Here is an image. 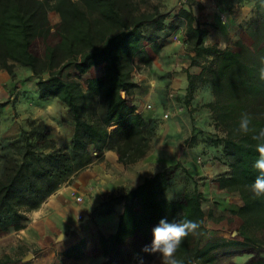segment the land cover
Here are the masks:
<instances>
[{"label":"trees","instance_id":"16d2710c","mask_svg":"<svg viewBox=\"0 0 264 264\" xmlns=\"http://www.w3.org/2000/svg\"><path fill=\"white\" fill-rule=\"evenodd\" d=\"M222 9L231 10L247 0H214ZM254 2V15L243 22L252 42L245 46V59H238L229 47L205 44L206 28L192 29V17L184 9L172 14L159 0H0V69L11 76L14 65L29 68L36 78L40 99L55 97L64 103L74 120L69 147H52L43 151L28 137L15 155H3L0 172V232L20 228L27 212L93 159L90 149L104 148L117 153L123 164L143 158L151 147L155 128L150 119L137 111L127 95L138 83L125 77L136 63L149 65L152 57L146 44L158 51L163 40L177 27V18L186 19L185 43L190 64L201 67L198 73L187 71L184 93L186 105L200 86H207L212 99L204 103L216 133L204 135L206 129L193 125L186 141L204 139L206 146L219 150L217 155L227 168L216 177L220 188L236 191L242 203L231 213L242 222L241 237L211 238L205 242L189 234L175 253L177 264H213L219 248L248 251L244 262L232 264H264V197L254 198L251 184L258 170V159L252 136L264 128V0ZM45 6L59 15L57 25L41 26L38 10ZM41 12V11H40ZM174 15V16H173ZM44 17V16H43ZM42 41V49L33 45ZM103 65V74L85 78L83 86L64 71L71 67L81 78L93 66ZM195 109H190V113ZM252 116L254 132L237 131L242 113ZM204 135V136H203ZM163 168L145 176L140 183L118 193H110L96 206V213L111 212L122 204L116 231L99 236L103 255L108 256L127 239L141 235L146 241L160 219H190L204 228L205 196L197 182L180 197L165 196L170 187L171 168ZM188 176L189 171L182 166ZM83 244V241H81ZM78 251V252H75ZM82 254L80 247L66 252ZM0 264L4 260L0 259Z\"/></svg>","mask_w":264,"mask_h":264},{"label":"rangeland","instance_id":"374dc122","mask_svg":"<svg viewBox=\"0 0 264 264\" xmlns=\"http://www.w3.org/2000/svg\"><path fill=\"white\" fill-rule=\"evenodd\" d=\"M164 10L168 11L170 15L176 12L180 7V4L184 0H159ZM45 11H39L38 18L45 16ZM224 15V13H222ZM221 22L226 21L220 19ZM245 34V33H244ZM233 40V39H232ZM174 41V40H173ZM235 41V40H234ZM176 48L169 46L167 49H159L155 52L153 60L149 65L142 63H136L134 68L138 72L139 95L137 104L139 101L143 102V105L150 104L151 107L147 108L151 116L147 118L151 120L152 125L155 128V135L159 129L158 140L161 142L156 146V153L159 154L161 150H165L166 144H171L172 149L170 151L162 152V159L158 162V156L154 155L148 159L143 158L138 162L131 164H125L123 169L114 170L115 174H127L129 180L126 184L118 186L111 193H118L121 190L132 187L133 184L141 180L148 174H153L157 169H163L172 167L177 161L185 166L182 161L179 160V154L183 150L189 151L192 160L196 161L202 167H207L206 171L202 170L198 173H192L189 168V175L182 171V166H176L171 168L170 173V187L165 193L168 198L180 197L185 189L192 187L194 182H197L198 188L205 196V200L202 201V206L205 211L204 228H199L197 234L198 238H201L202 242H205L211 238H241L238 234L239 226L242 222L241 218L231 213V209H236L242 203L238 192L227 191L219 192L217 190L218 182L216 177L224 172L227 165L223 160L218 158L219 150L216 148H210L204 143V139L201 136L196 141L185 139L189 136L174 139L168 143L166 138V127L169 119V115L172 110V106L177 108H189L199 107L201 109H207L204 106L208 100L206 99L205 92H199L198 88L193 94L194 102L196 106H192V99L189 104L186 105L184 100V93L178 94L177 89L171 86L169 80L170 76L174 72L180 70V65L177 64L176 59L180 60V54L177 55V51H180V43L174 41ZM42 41L38 39L33 47L35 50L40 51L42 49ZM183 46L186 47V44ZM179 49V50H178ZM176 56H173V55ZM180 63V61L178 62ZM14 72L11 76L6 70L0 69V172L2 168L3 155L13 156L19 151V146L24 142V138L28 139L36 145L37 148L43 151H49L52 147H69L70 139L73 131L74 120L71 113L68 111L66 105L59 99L51 97L48 99H40L36 92V78L31 76L29 68L15 64ZM102 68H95L91 73L96 74L101 71ZM86 73L81 78L76 77L74 69L69 67L64 71L66 78H73L79 81L83 86L85 83ZM172 95H171V94ZM128 98V97H127ZM129 99V98H128ZM131 101V99H129ZM136 106L137 104L134 103ZM138 107V106H137ZM168 112V116L164 117V113ZM208 116L210 112L208 110ZM211 121V120H210ZM210 127L206 129L204 135H213L216 133L211 122ZM203 135V136H204ZM26 137V138H27ZM173 137V135H172ZM154 138V137H153ZM153 140V139H152ZM91 154L95 157L98 153L97 150L91 148ZM198 156L200 159H198ZM157 158V159H155ZM108 197V195H107ZM106 197V198H107ZM102 198L101 201L106 199ZM228 200V201H226ZM99 202V203H100ZM228 202V203H226ZM152 232L148 240H144L139 234L127 239L120 244L114 252L105 256L104 260H101V264H136L137 255L143 256L145 264H163L159 254L148 255L141 252V249L151 243ZM261 254L264 255V244ZM251 255L248 251H233L231 248H219L216 251L213 264H232L235 262H244ZM103 259V258H102ZM98 262H90L89 264H100Z\"/></svg>","mask_w":264,"mask_h":264},{"label":"crops","instance_id":"0c3cea01","mask_svg":"<svg viewBox=\"0 0 264 264\" xmlns=\"http://www.w3.org/2000/svg\"><path fill=\"white\" fill-rule=\"evenodd\" d=\"M179 8L190 13L193 31H196L198 27L206 28V34L203 37L205 44H216L220 48L229 47L238 59L242 61L245 59V47L236 42L240 41L245 46H249L252 42L243 25L245 20L254 15L255 7L252 0L235 5L231 10L222 9L214 0H184ZM179 8L173 13L174 15L178 13ZM38 11L46 12L40 21L41 26H50L53 29L57 25L59 21L57 12L45 6H41ZM222 13L226 16L225 22L219 20ZM177 19L178 27L173 32L185 37L187 21L182 16ZM174 44L170 34L163 40L160 49L165 50L169 46L177 49V45ZM146 48L153 60L155 52L148 44H146ZM177 52V55L180 54V60L176 59L177 64L180 65V70L174 72L169 80L171 86H174L180 95L186 91L187 71L198 73L201 67L190 64L189 54L185 46L180 45V51ZM179 61L180 63H178ZM98 67H101L102 70L92 74L91 72ZM102 74L103 65H98L86 71L85 76L86 78L97 77ZM138 74L133 67L125 73V77L139 84L138 79L140 77ZM202 89L206 94V99L210 101L212 99L210 89L202 85L198 91L201 92ZM138 95L139 87L136 86L127 97L131 99L132 103L137 104ZM194 100L192 98V102ZM139 103V105L137 104V111L146 118L151 116L145 107L146 104L143 105L141 101ZM192 106H196V103H192ZM172 109L174 111L169 109L171 111L170 117L165 123V132H167L165 140L168 143L172 138L176 137L177 140H180L187 134L190 135L193 125L201 129L210 127L207 109L196 107L191 113L188 111V107L183 109L174 105ZM159 132L158 129L156 136L151 141L150 150L143 158L148 159L154 155L155 157L158 156V159L155 158L158 162L163 163L159 158L162 159L164 154L162 152L170 151L172 145L166 144L165 150H161L162 152L157 154L156 146L161 142L160 140L157 141ZM192 157H190L189 151L185 150H183L181 157L179 154V160L192 173L206 171L207 167H202L192 160ZM124 166L125 164L118 161L117 153L114 150L104 148L98 157H93L92 161L73 175L69 182L60 185L45 197L37 207L29 210L22 227L10 228L0 232V259L4 260V264H89L91 261L102 262L101 260H104L105 256L101 251L99 236L108 237L116 231L122 204H116L111 212L104 214L96 213L95 209L102 198H106L112 190L128 182L129 176L127 174L114 173L115 169L121 171ZM142 179L133 186L140 183ZM217 190L219 192L225 191L219 185ZM77 194L82 195L81 201L75 200ZM76 247H80L82 254L66 255V252L76 249ZM29 253L32 256L26 259Z\"/></svg>","mask_w":264,"mask_h":264},{"label":"clouds","instance_id":"9594fccd","mask_svg":"<svg viewBox=\"0 0 264 264\" xmlns=\"http://www.w3.org/2000/svg\"><path fill=\"white\" fill-rule=\"evenodd\" d=\"M260 79L264 80V67L260 69ZM252 119L250 114L242 113L237 131L244 135L254 132L255 129L251 127ZM252 139L258 141L255 149L258 159L254 162L253 167L258 170L259 175L251 184V192L254 198H259L264 197V128L260 129L258 134L253 135ZM199 228L200 224L190 219L169 221L167 218H162L152 228L151 243L145 245L141 252L148 255L159 254L163 264H177L175 259L177 249L189 234H197ZM136 264H145L143 256L137 255Z\"/></svg>","mask_w":264,"mask_h":264},{"label":"built area","instance_id":"2783aa9c","mask_svg":"<svg viewBox=\"0 0 264 264\" xmlns=\"http://www.w3.org/2000/svg\"><path fill=\"white\" fill-rule=\"evenodd\" d=\"M220 19H222V20L224 19V15H223V14L220 15ZM171 38H172L176 43H180L181 45L186 44V43H185V37H184V36H180V34H178V33H176V32L171 33ZM170 94H171V93H170ZM171 95H172V94H171ZM145 107H146V108H150L151 105L148 103V104L145 105ZM137 110H138V109H137ZM163 116H164V117H167V116H168V112L164 113ZM198 159H200L199 156H198ZM75 200H76V201H81V200H82V195L77 194V195L75 196ZM79 218H81V215H79Z\"/></svg>","mask_w":264,"mask_h":264},{"label":"water","instance_id":"95a60500","mask_svg":"<svg viewBox=\"0 0 264 264\" xmlns=\"http://www.w3.org/2000/svg\"><path fill=\"white\" fill-rule=\"evenodd\" d=\"M31 256H32V254H31V253H29V254L27 255L26 259H29V258H31Z\"/></svg>","mask_w":264,"mask_h":264}]
</instances>
